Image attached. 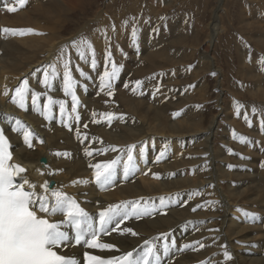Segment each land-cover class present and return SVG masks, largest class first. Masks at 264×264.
<instances>
[{"label":"bare ground","instance_id":"1","mask_svg":"<svg viewBox=\"0 0 264 264\" xmlns=\"http://www.w3.org/2000/svg\"><path fill=\"white\" fill-rule=\"evenodd\" d=\"M88 1L89 0H26L25 5L20 7L16 4V0H0V27L2 26V29L30 28L34 30V33H41L13 36L0 31V49H2L0 54V122L6 133V138L11 145L10 151L13 152L14 156L18 155L21 159L27 160V169L24 175L27 176L31 183H38L44 176H47L50 180H56L54 184H52L53 187H49V189L62 191L75 199L85 211L94 217L97 223L100 211L111 204H119L124 201H135L143 198L141 201L142 204L144 201H147L149 210L153 212L150 216H145L140 219L133 218L125 221L124 224L121 225V229L124 227H131L137 232L138 235L135 237L130 234L120 235L119 232H113L110 235L102 236V242L116 245V247L120 249V252H97L96 250L86 249L83 245H74L63 248L61 254L74 256L80 260V264H83L82 255L85 250H88L92 254L102 255L105 258H110L113 255H119L121 252L131 251L133 249H136V254H140L143 251L142 246L145 240H151L153 237L159 236L160 234H168L169 239L176 242V247L172 248L170 254L167 256L161 252L162 264H200L202 261L210 262V264H225L222 256L223 249L221 247V245L224 244L233 257L232 262L228 261L227 264H264V219H262L261 213L257 211L259 209H262L260 211H264V166H260L258 161H254V158H264V138L262 136L260 137L261 139L258 142L259 145H257V143L255 144L256 146H253V144L250 143L244 146L245 148H242V150H245V155L247 154L246 157H251V159H238L236 160L238 168L233 167L234 169L240 168V171L247 170L250 173H252V169L248 167L251 166V168L255 169L254 176L256 179L250 175H242L243 180L248 184L250 192L248 204L252 209L257 208L254 210V214H256V222H254V225L251 223L250 217H246L243 214L244 212L253 213V211H249L250 209L248 210L247 204L243 205L242 199L244 194H246V187H244L241 192L238 183H236L237 185L235 184V186L229 184V187L225 184L226 181H232L235 176H238L235 170H230L229 167H227L229 164H233L235 160L232 159L233 157H231L228 151L222 149L212 151L211 146H209L210 149L207 147V144H211V142L208 143V138L210 136L213 137L215 134V126L213 124L216 120H211L210 123L208 121V123L203 126L204 121L198 118V110H192L193 108L190 109V105L187 104V102L189 103L190 101H198L202 93L199 94L200 92L198 93L196 91L199 94V96H197L199 98L197 99L196 95L198 94L196 93L195 95V91L186 95L184 93L183 95L185 96H183V92L181 93L180 91L168 89L167 86L169 87L170 84L166 86L167 82L161 85L163 81L169 78L171 73L176 75L178 70L181 71L180 74L175 76L178 77L181 75L179 79L176 78L177 80H175L178 86L180 83H190L193 78V80H195L199 77L196 76V74H198L197 72L196 74L190 73V75H182L185 71L183 70L182 72V67L184 66L182 61H184V58L189 53L188 47H185L186 45L184 44L187 36L182 28L183 23H181L182 26L174 27L169 24L171 27L168 34H166V32L159 33L160 30L157 34V32L150 31L152 26L150 27L147 23L151 21L148 20L147 22L146 19L140 24L141 27H137L138 41L140 44L139 51L138 48H130V32L136 19L135 22L131 20L132 22L127 27L122 26L124 21H119L120 23L117 28H115L114 33H112L113 35L111 34V31H113L112 28L106 27L107 35L110 38L114 36L116 40V45H113L114 43L112 44V56L113 58H115V55L118 57L119 53L127 56V59H124V57L119 58V62L125 69H129L130 72H132L134 79L128 78L126 82L128 85V82L133 80V85L128 86L127 89L125 87L121 88L120 83L122 76L119 75L118 79L113 83L114 94L111 97L107 96L102 91H100V94H98L99 96L96 97V93H99L100 90L98 87L99 80L98 82L93 81V79L90 82L83 81V83L86 84L81 86L85 88L84 92H80L81 87L77 88L79 93L77 89L76 92L78 99H80L79 96L83 97L84 93L86 97L82 98L80 113L79 111L75 113V115L79 113L80 117L82 115L80 123L83 129L81 130H73L72 126H59L55 123V110L58 104L51 105L52 119H49V121H45L43 118L37 116L38 114H36V112L39 110L38 105L45 103L46 97H49L45 95L42 97V94L46 93L49 89H45L43 84L38 83V80H41V75L36 79L37 73L35 70L55 61L58 50L69 42L66 35L69 33L70 24H74L75 27L80 26V22L75 24L72 22V18H76L83 11L85 14H88V8L86 6ZM153 1L154 0L151 1L152 7H154V5L156 7L164 6V4L163 6L158 5L160 3L157 4V2L156 5ZM171 1L172 0H165V6L169 5L167 3ZM7 6H16L18 10L9 13L7 12ZM258 7H260V5ZM102 9L101 11L100 9L95 11L96 17L102 14ZM155 10L157 12V9H154V11ZM262 14H264V12ZM120 15L123 16L124 12ZM102 16L105 18V15ZM260 17L262 16L259 15L258 18ZM99 18L101 19V17H98V19ZM153 18L151 17V19ZM104 20L101 22L102 24L105 23ZM120 20H122V18H120ZM213 22H217L216 14L215 18L213 17ZM244 23L246 32H249V34L253 31L256 32V37L254 36L253 38V36H251L249 38H252L258 47L264 48V31L262 32L257 25L258 21H245ZM154 24L155 23H153V25ZM104 25L96 29L93 34V45L97 54L99 64L98 72H100V74H102L104 67L101 63L105 49V41L101 38L105 30ZM157 25L158 24H156V26ZM84 26L85 27L82 28L83 31L88 27L86 25ZM248 28H250L249 31ZM97 30L100 31L98 32ZM171 30H173L174 36H172ZM208 30L207 40L201 47L203 51H201L200 55L202 58L207 59L203 61L205 62L204 68L207 69L208 67L212 69L213 66H210L208 54L211 52V41L215 37V32H217V30L219 31V29H217V24L213 23L209 26ZM254 34L255 33H253V35ZM151 36H153L154 39L150 38ZM191 49H193V47H190V50ZM192 55L194 56V54ZM132 56L139 58L137 59ZM74 57L77 60L75 52H72V58ZM128 59H132L133 64L127 65L126 61ZM73 60L76 61L75 59ZM76 62L78 64L82 63L86 69L87 67L90 68L88 64L79 60ZM172 66H178L179 69H173L174 67ZM33 67L37 68L27 78L29 80V85H31L29 88L31 91H37L41 96L38 97L39 101L35 108L33 104H31L29 106L26 105V107L22 109L11 102L10 96L14 94V89L22 80L20 79L17 81L15 77L20 73H27ZM169 67H172L170 68L171 70L169 69V72L164 73V70L168 71ZM108 68L110 70V66H108ZM158 69H161V74L155 73ZM253 76L258 80V83L261 84L260 88L262 92L257 96L264 99V87L261 80L258 75ZM175 77H171L172 80ZM262 79L264 78L262 77ZM137 80L141 81V84L139 88H136V92L132 93L131 91L135 88L134 84ZM143 81L146 85L156 81L155 89L158 85L161 86V88L158 89L159 93L157 95H159V98L156 102V107L151 105V102L147 98H141ZM53 83L55 92L50 95V97L54 101L65 102V110H67V108L71 107V97L65 96L62 90V81L59 78L53 81ZM95 84H97V86L95 88L92 87V85L95 86ZM5 88L9 90V96L3 95ZM168 91L169 94H167ZM137 94L141 95L138 96ZM164 100L165 102H163ZM26 101L31 102V92ZM46 103L48 104L49 101ZM114 108L123 110L124 120L119 119V114L118 117L115 118L116 120L110 123L111 125L108 121L103 122V120H95L94 122L93 113H99L101 115L106 110H113ZM171 108L181 113L180 121L173 120ZM8 119H11L10 124ZM17 120L21 122L19 125L16 124ZM66 122L67 124H71L69 118H66ZM85 125H87V127H85ZM244 125L246 126V124ZM12 128H18L19 131H12ZM67 130H71V132ZM23 131H30L33 134L30 138L32 143L31 148L23 143V137L21 136ZM243 131L245 130L243 129L242 132ZM77 133H79V137ZM254 134L258 136V133ZM179 135L184 136L180 138ZM190 135L191 137L186 140L185 136ZM141 142L148 143L147 156L156 154L160 148L166 145V157L169 159L159 166V168L177 173V177L172 180H166L165 182H158L154 176H147L148 174L144 169V164L138 162L139 171L142 170L141 173H143L142 176L140 175V178L136 176L137 173L127 180L123 177L121 178L119 175V173H122L121 168L118 170L117 180L112 186L107 187L106 190H102L97 185L93 173V183L82 184V186L78 183L71 185L72 181H77L78 179L80 180L81 178L89 176V169L94 170L89 167L90 163H103L119 155V151L112 152L109 146L123 149L132 144L139 146ZM153 143L155 145L154 147H152ZM185 143L187 144L183 147ZM85 149L92 151L93 155L86 156ZM101 149L109 150L97 155V151ZM253 149H257V151ZM251 152H253V155L250 154ZM57 153H61L62 155H57ZM65 153H72V156H67ZM242 154H244V152H242ZM42 155L49 156L48 165L40 163L39 159ZM209 165L211 169L207 168ZM243 184L242 181V185ZM208 187H212L211 192L208 190ZM38 191L44 194L42 189H38ZM171 192L174 193V199H179L181 197V204L188 203V205L184 208H174L173 205L171 214L165 217L170 209ZM205 195H211L215 201L210 202L214 203L206 202L202 204L206 199ZM160 197L165 198L164 205L160 204ZM153 204L155 210H153ZM198 204L202 207L193 211L192 209ZM242 206H245L243 212V209H240ZM241 212L242 218H237L235 215ZM51 219L58 221L62 220L63 216L57 215ZM114 226L115 225H112L111 227ZM210 229L218 231H209ZM64 230L68 231L70 236L74 234V230L71 226H64ZM252 239L261 243L257 248V251L260 253L259 256H257V253L254 251H251L252 256L245 255L249 253L245 245H252ZM196 241H205L206 243L214 241L215 243L213 247L201 249L195 248L198 245L194 244ZM237 241H239V243H237ZM185 244H194L195 250H182Z\"/></svg>","mask_w":264,"mask_h":264},{"label":"snow or ice","instance_id":"2","mask_svg":"<svg viewBox=\"0 0 264 264\" xmlns=\"http://www.w3.org/2000/svg\"><path fill=\"white\" fill-rule=\"evenodd\" d=\"M26 0H16V4L20 7L25 5ZM18 9L16 6H7V12L13 13ZM165 20V17H161ZM129 21L123 22V27H127ZM115 31V25L112 26ZM5 34L26 35V34H41L34 33L33 29H0ZM98 32L100 30H97ZM158 29H153L157 32ZM101 38L105 41L104 49V67L102 74L96 72L99 77L98 87L107 96L111 97L113 93V83L118 79L121 67L118 66L112 56L111 38L107 35V30L103 31ZM131 46L137 47L138 42V28L133 24L130 32ZM83 63L90 66L91 71L95 72L99 67L97 54L92 41L86 37L75 38L66 43L58 50L54 62L41 66L35 70L36 73H42L43 79L38 80V83L43 84L45 89L54 87L53 81L58 78L62 81V88L65 96L71 97V112L77 113V107L80 101L77 96L76 89L79 83L74 76L78 73L81 80L87 81L90 77V72H85L79 64H76L72 58V52ZM122 51V50H121ZM261 64H264V58H259ZM110 65V70L108 68ZM215 75V73H212ZM139 87L141 81L135 82ZM128 87L127 84L124 85ZM31 92V100L33 107H36V101L41 95L40 93L32 92L29 88V80L25 78L22 83L14 89V94L10 96L11 102L24 109L26 107L25 101ZM4 96H9V90L5 88ZM48 104L39 109V113L44 116V119H52L51 105L59 104L60 113L63 117L65 114V105L63 101H54L50 96L48 97ZM240 104L236 105L235 111L237 116L240 115ZM255 112V109H253ZM108 118L110 124L115 118L111 112L104 113ZM95 113H93V120L95 122ZM123 119V117H119ZM75 119L79 121L80 116L77 114ZM245 120L248 121L245 113ZM21 122L16 121L19 125ZM87 127V125H85ZM258 127L261 132H264V118L258 122ZM12 131H19L18 128H12ZM32 132L23 131V143L31 148ZM79 137V133H77ZM236 134L233 132V139H236ZM242 144H256L255 141L248 140L243 136L239 137ZM154 143L152 147H154ZM11 145L6 138L5 131L0 127V264H80V260L74 256H67L62 253L63 248L83 245L86 249L96 250L97 252H120L116 245L108 242H102V236L110 235L113 232H119L120 235L130 234L135 237L138 235L131 227H124L121 225L130 219H140L145 216L153 214L149 210L148 202L143 198L135 201H124L119 204H111L99 212L98 223L95 222L94 217L90 215L85 209L72 197L66 195L64 192L49 189V183L44 182L42 185L31 183L27 176L26 169L18 164L9 163L11 159V152L9 151ZM112 152L119 151L114 159H110L103 163L89 164V167L94 169L93 176L97 185L106 190L107 187L112 186L117 180L118 170L122 168V175L125 180L134 176L139 171L138 162L147 164L148 143L141 142L138 146L136 144L128 145L123 149H117L114 146H109ZM138 149V151H137ZM109 149H101L97 151V155L101 152H107ZM230 154L237 155L234 150H228ZM167 146L165 145L155 156L154 162L159 163L166 158ZM57 155H62L57 153ZM86 156H92L93 152L85 149ZM240 159H251L242 154ZM264 166V163H262ZM230 169L232 165H228ZM158 177V174H154ZM87 184L88 181H81ZM27 189V190H26ZM38 189H42L44 194H41ZM198 194V193H197ZM164 197L159 198L161 205H164ZM214 203V202H209ZM153 210L155 206L153 204ZM202 207L196 205L192 210L196 211ZM244 216L250 217L251 222H256V214L244 212ZM62 215V220H53L52 217ZM115 225L114 227H111ZM64 226H71L74 234L70 236L69 232L64 230ZM209 231H218L212 230ZM74 242V244H73ZM239 243V241H237ZM198 244L199 248H204L205 245L199 241L194 242ZM194 244L183 245L182 250H195ZM143 251L136 254V249L131 251L121 252L119 255H113L110 258H105L99 254H92L85 250L82 255L83 264H162L161 252L167 256L170 250L176 247V242L169 239L168 234H160L153 237L151 240H145L143 243ZM223 248V261L227 264L233 259L232 254L227 250L226 245H221ZM245 247H248L245 245ZM200 264H210V262H200Z\"/></svg>","mask_w":264,"mask_h":264},{"label":"rangeland","instance_id":"3","mask_svg":"<svg viewBox=\"0 0 264 264\" xmlns=\"http://www.w3.org/2000/svg\"><path fill=\"white\" fill-rule=\"evenodd\" d=\"M151 1L152 0H150V1L149 0H125V1L124 0H89L88 4L86 5L88 8V14H85V12L83 11V12H81L82 14L80 13V15H78L76 18H72L73 19L72 22L75 24L80 22V26L75 27L74 24H70L69 33H68V35H66V38L70 42L71 39L73 40L75 38H79V37L83 36L86 38L88 37V39H90L92 41V43H94L93 34L96 31V29H98L101 25L105 24L104 25L105 29H106V27L112 28L113 25H115L116 26L115 28H117V26L120 22L126 21V20L129 21V24H130L132 22L131 20H133V22H135V19H136L135 24L139 28V27H141L140 24H142V22L147 19V22H148V20L151 21L150 23H147V24H149L150 27L152 26L150 31H153L154 28L155 29L157 28L158 31L160 30L159 33L160 32H163V33L166 32V34L169 33L170 27L172 25H173V27L183 25L182 28L184 29L185 35L187 36L185 41H184V44L186 45L185 47H188V51L190 54L187 51L188 55L184 58V61H182L183 65H184L182 67V72H183V70H185L182 75L186 76L187 74H189V75H190V73L196 74V72H197L198 74H196V76H199V77H198V79H195V80H193L194 79L193 78L190 83H186V84L180 83V85L178 86V83L175 82V80H177L176 78L179 79L181 76L180 75L178 77H175L176 75L181 73V71L178 70L176 75L171 73V75H169V78L166 81H163V83L161 85H163L165 82H167L166 86H167V84H170L169 87L167 86L168 89L180 91L181 93L183 92L182 95L184 93H185V95L188 93L191 94L194 91H195L194 92L195 95L197 92L198 93L200 92L199 94L202 93L200 98L197 97V96H199L198 93H197L198 95H196L197 99L199 98L198 99L199 102L198 101H196V102L190 101L189 103L187 102V104L190 105V109L193 108L192 110H196V111L198 110V118H201V120L204 121L203 126H205L208 123V121L210 123L211 120L212 121L216 120L213 124L215 126V128H214L215 134L213 135V137L210 136L208 138V140H209L208 143L211 142V144H207V147L211 146L212 151L213 150L216 151L218 149H222L224 151H228L229 149L234 150L235 153H237V155H232L229 153V151H228V153L231 155V157H233L232 159L235 160V161H233V164H231V165L233 167H237L238 164L236 163V160L240 159L239 155L242 154V152H244V154H242V155L245 157L247 156V154L245 155L246 151L242 150V148H245L244 147L245 145L240 142L239 137L243 136L244 138H247V139L249 138L248 140L255 141L256 144L261 139L260 138L261 136L264 138V132H261L260 130H258L259 127L257 124L258 120L261 116H262L261 119L264 118V99L259 98L257 96L260 92H262V90L260 88L261 84H259L258 80L256 78H254V76H253V75H255V76L258 75L260 80H261V83L264 87V81H263L264 79H262V77L264 78V64H261V62L258 59V57L264 58V48L258 47L255 44L256 42H254V40L252 38L251 39L249 38L251 36H253V38H254V36L256 37L255 31H253L252 33L249 34V32H246L244 29L245 28V26H244L245 21L252 22L253 20H255V21L257 20L258 21L257 25L262 30V32L264 31V14H262L264 12V7H262V6H264V0H220V1L219 0H172L171 2L167 3V4H169V5H166L167 7L165 6V4H166L165 0H154L153 1L154 4H156V2H157V4L160 3V4H158L160 6H163V4H164L163 7H156L155 5H154V7H152ZM252 4H253V6L255 4V6L253 7ZM259 5H260V7H258ZM150 8H152V9H150ZM99 9H100V11L102 9V14L100 16L96 17L95 11H97ZM154 9H157V12H156V10L154 11ZM158 9H160V10H158ZM105 11H107V12H105ZM123 12H124V15L121 16L120 14ZM155 12H156V14H155ZM215 14H216L217 22H213V17L215 18ZM102 15H105L106 19L103 18ZM259 15L262 16V17H260L261 19L258 18ZM98 17H101V19L100 18L98 19ZM119 17L122 18V20H120ZM151 17L152 18L154 17L153 18L154 21H153V19H151ZM161 17H165V20H161L160 19ZM95 19H96V21H95ZM102 19L103 20L105 19L104 24L101 23V22H103ZM153 23H155V24L153 25ZM181 23H183V24L181 25ZM213 23H216L217 29H219V31L217 30L218 33L215 32V35H214L215 37L211 41V49H210L211 54L210 53L208 54L210 66L212 65L213 67H212V69L211 68L209 69L205 65L207 67V69H205L204 68L205 62H203V61H205L207 59L201 57L200 54H201V51H203V49L201 47L204 43H206L207 35H208L207 32L209 31L208 30L209 26ZM156 24H158L157 25L158 27L156 26ZM166 24H167V26H166ZM169 24H171V26ZM84 25H86L88 27H86V29H84V31H83L82 28L85 27ZM168 25H169V27H168ZM0 28L2 29V26ZM250 28H248V31ZM158 31H157V34H158ZM171 32H172L171 33L172 36H174L173 30H171ZM112 33H114V31H111V34ZM253 33H255V34L253 35ZM111 37L113 38V39L111 38L112 39L111 43L112 44L114 43L113 45H116L115 37L114 36H111ZM150 38L154 39L153 36H151ZM117 45L119 46L118 43H117ZM131 47L132 46H130V48ZM190 47H193V49L190 50ZM199 47H200V49H199ZM135 48L136 49L138 48V51L140 50L139 41L137 43V47H135ZM194 50H196V51H194ZM192 51H194V52H192ZM1 52H2V49H0V54H1ZM119 54L121 55V53H119ZM119 54H118V57H117V55H115V58H113V60L118 66H122L119 62V58L124 57V59H127V56H124V55L120 56ZM192 54H194V56ZM189 55H192V56H189ZM132 57H134V56H132ZM134 58L138 59L139 57H134ZM210 58H211V60H210ZM73 59L76 60L75 57ZM77 60H79V59L77 58ZM76 61H75V63L78 64ZM126 62H127V65L133 64L132 59H128ZM101 63L103 64V66H105L103 58L101 59ZM79 65L85 72H87V71L90 72L91 77H89V79L86 82H90V81H92V79H93V81L98 82L99 77L96 74V72H98V68L93 73V71L92 72L90 71L91 69L89 67H87V69H88L87 70L86 67L82 63H80ZM108 66H110V65H108ZM172 67H174V66H172ZM172 67H169L168 71L164 70V73L169 72L171 70L170 68H172ZM36 68L37 67H33L30 71H28L25 74H23V73L18 74L15 77L16 80L18 81V80L22 79L20 81V83H21L25 78H28ZM173 69H179V67L175 66ZM159 71H161V69L156 70L155 73L161 74L162 71L161 72H159ZM212 73H215V75H212ZM39 75H41L40 79L42 80L43 79L42 73H37L36 79ZM74 76L76 77V79L79 83V87L86 85L85 83H83V80L80 79V77L78 76V73H75V71H74ZM120 76H122L121 77V83H120L121 88L124 87L125 84H127L126 80H128V78L134 79L132 72H130L129 69H125L124 66L121 67ZM171 77H175V78H173V80H172ZM133 82H134L133 80L128 82V86H132ZM160 82H161V80H160ZM194 82H195V84H194ZM19 84H18V86H19ZM155 84H156V81L151 82L149 85H146L145 82L143 81L142 82V93H141L142 94L141 98H147L151 102V105H153L154 107L157 106L156 102L158 101V98H159V95H157L159 93L158 89L161 88V86L158 85L157 88L155 89ZM202 84H203V86H202ZM190 85H191V87H190ZM29 86H31V85H29ZM96 86H97V84H95V86L92 85V87H94V88ZM134 86H135V88L132 89V91H131L132 93L133 92L135 93L136 88H139L136 86V84H134ZM34 87H35V85H34ZM32 88H33V85H32ZM84 90H85V88L81 87L80 92H84ZM183 90L186 92H184ZM100 91L101 90H99V93H96V97L99 96L98 94H100ZM32 92L38 93L37 91H34V90H32ZM54 92H55V88L54 87L50 88L46 93L42 94V97L44 95L50 96ZM77 92L79 93L78 89H77ZM141 94H137V95L139 96ZM167 94H169V91L167 92ZM83 95H84L83 97L79 96L80 97V99H79L80 104L77 107V112L79 111V113H80L81 108H82V102H81L82 98L86 97L85 93ZM185 95H183V96H185ZM175 96H177V95H175ZM222 99H223V101H222ZM38 101H39V98L36 101V105H37ZM46 102H48V97H46L45 103H41L38 105V109H40V108L42 109L43 105L47 104ZM163 102H165V100ZM25 104L27 106L31 105L32 100H31V102L26 101ZM64 104H65V102H64ZM237 104H240L243 106L241 108V112H240L239 116H237L236 111H235ZM58 108H59V104L55 110V115H56L55 116V123L56 124H58L59 126L65 125L66 127L72 126L73 130L83 129V126L80 123L82 115H81L79 121H77L75 119L76 115H75V113L71 112V107H70V108H67V110H65V114L62 117V115L60 116L61 113H60V109H58ZM253 109H255V112H253ZM108 112L113 113L115 118L118 117L119 114H120L119 115L120 117L124 116L123 110H121V109H115L114 108L113 110L112 109L106 110L104 113H108ZM104 113H102L101 115L99 113H95L94 119L97 121L103 120V122H107L108 118L104 115ZM245 113L247 114L248 121H250L252 124L251 127H249V123L245 120ZM36 114H38L37 115L38 117L44 119V116L43 115L41 116L39 111L36 112ZM171 114H172L173 120L180 121V115H181L180 112H177L176 109L171 108ZM79 116H80V114H79ZM92 116H93V114H92ZM66 118H69V121L71 124H67ZM115 118L112 120V123L114 120H116ZM44 120L49 121V119L48 120L44 119ZM122 120H124V119H122ZM230 120H232V121H230ZM8 121L10 124L11 119H8ZM244 124H246V126ZM242 128L245 131L242 132V130H243ZM67 131L71 132V130H67ZM233 132H235V134H236V137H237L236 139H233ZM254 133H258V136H256V134H254ZM259 134H260V136H259ZM184 135H187V134H184ZM184 135H179V136L181 138ZM21 136L23 137V134H21ZM190 137H191V135L185 136V139L188 140ZM44 142H45V140H44ZM186 144L187 143H185V145H183V147L186 146ZM257 145H259V143ZM162 148H164V147H162ZM162 148H160L156 154L148 155L147 156L148 162L146 165L144 164V169L148 174L147 176H149V175H150V177L154 176V178H156L158 180V182H165L166 180H172L175 177H177V173H174V172L169 171V170H162L159 168V166H161L169 158L166 157V158L162 159L159 163L154 162L155 156L159 154V151ZM208 149H210V147ZM253 150L257 151V149H253ZM261 153H263V152H261ZM65 154L67 156H69V155L72 156V153H70V154L65 153ZM250 154L253 155V152H251ZM151 156H152V158H151ZM64 158H67V157H64ZM240 160H246V159H240ZM254 161H256V162L258 161L259 162L258 164L260 166H262V163H264V158H254ZM209 166L207 168L211 169V166L210 167ZM233 167L231 169L235 170V173H237L238 176L237 177L235 176L232 181L231 180L226 181L225 184L229 187V184L231 186H235V184L238 183L241 192L244 189V187H246V194H244V197L242 199L243 205L247 204L248 210L250 209L249 211H253V213H254V210L257 208L252 209V207L248 204L249 198H250V192H249L248 184L246 183V181L243 180L242 175H250L251 177L255 178V176H254V170L255 169L251 168V166L248 167L249 169H252V173H250L247 170L241 169L242 171H240V168L237 169L238 168L237 167L234 169ZM245 167H247V166H245ZM89 171H90V174L88 177L81 178L80 180L78 179L77 181H72L71 185H75L78 183V184H80V186H82V184H85V183H81V181H88L87 184L93 183L94 178L92 176V173L94 172V170L89 169ZM141 172H142V170L136 172L137 173L136 176L138 178H140L142 176L143 173H141ZM154 174H158L159 178H157V176ZM119 175L121 176V178L123 177L122 173H119ZM258 177H261V176H258ZM54 181H56V180H54ZM242 181L244 183L243 185H242ZM256 182H257V180H256ZM211 188L212 187H210V188L208 187V190L210 192H211ZM205 198L206 199L202 204H204L206 202H210V201H215V199L212 198L211 195H205ZM174 201H175V204H174ZM97 204H99V203H97ZM169 204H170V209H169V212L166 214L165 217H167L171 214V212L173 210V205H174V208H176V207L184 208L186 205H188V203L181 204V197L179 199H176V198L174 199V193L173 192H171V194H170V203ZM240 209H243L242 210V212H243L245 210V206L240 207ZM260 210H262V209H259L257 211H259L261 213L262 219H264L263 218L264 217V211H260ZM242 212L238 215H235V216L237 218L241 219L242 218ZM251 223H253V222H251ZM253 224L255 225V223H253ZM252 241H253L252 245L245 247V248H247L246 250H248L247 252H249L245 255L246 256H252L251 251H254L257 253V256H259L260 253L257 251V248L261 245V243L254 240V239H252ZM200 243L205 245V247L202 249H208L210 247H213L215 242L213 241L211 243H206L205 241H203ZM195 248H199V245H197ZM263 257H264V253H263ZM230 262H232V260Z\"/></svg>","mask_w":264,"mask_h":264},{"label":"water","instance_id":"4","mask_svg":"<svg viewBox=\"0 0 264 264\" xmlns=\"http://www.w3.org/2000/svg\"><path fill=\"white\" fill-rule=\"evenodd\" d=\"M39 161H40V163H42L43 165H44V164L48 165V164H49V162H48V161H49V156L42 155V156L40 157ZM54 182H55V181H51V187H50V188L53 187L52 184H54Z\"/></svg>","mask_w":264,"mask_h":264}]
</instances>
